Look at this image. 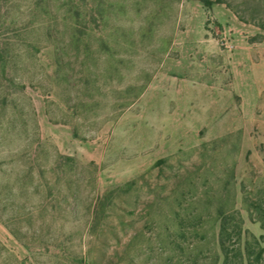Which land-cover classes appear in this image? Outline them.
Here are the masks:
<instances>
[{"label": "rangeland", "instance_id": "1", "mask_svg": "<svg viewBox=\"0 0 264 264\" xmlns=\"http://www.w3.org/2000/svg\"><path fill=\"white\" fill-rule=\"evenodd\" d=\"M263 26L264 0H0V264H223L221 209L264 264Z\"/></svg>", "mask_w": 264, "mask_h": 264}, {"label": "trees", "instance_id": "2", "mask_svg": "<svg viewBox=\"0 0 264 264\" xmlns=\"http://www.w3.org/2000/svg\"><path fill=\"white\" fill-rule=\"evenodd\" d=\"M206 1V0H205ZM206 3V2H205ZM208 3V2H207ZM264 27V26H263ZM220 217H221V225H220V246L222 249V252L224 254V262L223 264H230V261L232 257L238 258V261L240 264H244L243 260L244 258L247 259L248 263L251 262L250 260V248L248 245H246V257L243 255V252L241 251V248H237V253H234V256H231V250H229L228 244H227V238L229 236H232L234 234L237 235V238L241 240L242 232H241V220L236 221L233 225H230V220L233 218L230 214L226 213L224 210L219 211Z\"/></svg>", "mask_w": 264, "mask_h": 264}]
</instances>
